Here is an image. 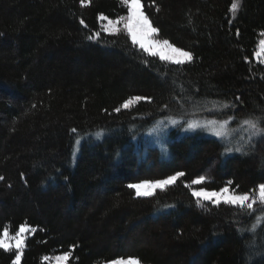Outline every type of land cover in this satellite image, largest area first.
Segmentation results:
<instances>
[{
  "label": "trees",
  "instance_id": "obj_1",
  "mask_svg": "<svg viewBox=\"0 0 264 264\" xmlns=\"http://www.w3.org/2000/svg\"><path fill=\"white\" fill-rule=\"evenodd\" d=\"M141 2L157 38L190 51L191 61H161L123 30L103 32L101 14L127 13L120 0H0V230L34 229L20 264H56L44 257L64 253L68 264L129 256L143 264H264V226L243 231L262 206L251 215L208 201L200 207L185 186L205 175L199 188L218 191L231 180L251 192L264 182V138L226 152V141L180 128L187 118L234 117L235 125L264 115V65L253 55L264 0H240L235 16L232 0ZM131 96L151 102L114 111ZM215 102L230 107L213 109ZM169 116L182 120L160 145L144 137ZM101 130L74 148L77 137ZM176 171L185 176L151 197L128 187ZM14 258V249H0V264Z\"/></svg>",
  "mask_w": 264,
  "mask_h": 264
},
{
  "label": "snow or ice",
  "instance_id": "obj_2",
  "mask_svg": "<svg viewBox=\"0 0 264 264\" xmlns=\"http://www.w3.org/2000/svg\"><path fill=\"white\" fill-rule=\"evenodd\" d=\"M85 0H81L83 4ZM120 3L127 9L126 15H121L116 19H109V17L101 14L99 20L101 23V29L103 32L108 34H118L123 30L127 37L131 40L132 45L138 46L144 53H147L153 57H159L161 61L174 64H184L185 62L191 61L192 53L185 51L182 48L176 47L173 43H170L167 39H158L157 34L159 29L153 27L149 17L143 11V5L141 0H120ZM240 7V0H232L230 11L233 16L236 15ZM106 23H103L105 22ZM83 24L84 21L81 20ZM122 26V29L121 27ZM237 34H239L237 32ZM264 36V32L260 34ZM100 32L97 31L87 37L92 40L94 37L98 38ZM257 61L264 63V39L258 42L257 49L253 53ZM148 100L151 102V98L142 96H131L127 98L120 107L114 109L115 112L119 113L121 109L128 110L133 105L138 104L141 101ZM195 106V104H194ZM167 107V106H165ZM230 105L226 102H215L213 109L223 108L227 109ZM167 125L164 120L157 121L156 125L150 129V132L157 133L166 130L167 126H179L180 121L172 116L165 118ZM234 117H229L227 120H206L200 121L196 119H190L185 121V131L202 129L212 133L214 136L224 140L226 136V129L229 125V120H233ZM249 131L248 141L250 142L255 137L264 138V115L256 116L250 115L245 117L242 121ZM73 132L76 129L72 130ZM235 130H233L234 132ZM97 138L103 135V130L97 132ZM230 142V141H229ZM77 146L80 145V140L76 141ZM226 152H243V147H228L225 144ZM185 176V172L176 171L173 175H169L166 178L159 180H142L139 183L129 184L128 187L135 190L137 197H151L155 194L157 189L166 190L169 186L176 184L180 178ZM4 178L0 176V180ZM205 175H199L195 179H192L190 184H186V187L192 185H203L207 181ZM231 180L227 181L226 185L216 190H208L205 187L199 189H193L191 194L196 198L198 206L203 207V201L211 202L214 205L219 206L220 204L237 207L241 211L247 210V214L251 215L256 211V205H260L261 214L256 216V219L250 228L243 229V231L255 233L258 228L264 226V182L259 183L254 190L251 192L245 191L240 192L233 189ZM165 207H174V205H165ZM34 231L29 225L23 224L19 227L15 233H11L9 227L5 226L0 230V249L4 251H13L15 249V258L12 264H20L21 257L25 248L26 233ZM70 253H64L55 257L56 264H68ZM48 257H44V260H48ZM110 264H141L138 257H119L110 262Z\"/></svg>",
  "mask_w": 264,
  "mask_h": 264
},
{
  "label": "rangeland",
  "instance_id": "obj_3",
  "mask_svg": "<svg viewBox=\"0 0 264 264\" xmlns=\"http://www.w3.org/2000/svg\"><path fill=\"white\" fill-rule=\"evenodd\" d=\"M127 14V13H126ZM125 14V15H126ZM118 18V17H117ZM114 19H116V18H114ZM103 23H106V21L105 22H103ZM121 27V29H122V26H120ZM158 39H160V38H158ZM261 39H264V36H261V38L259 39V41L261 40ZM258 41V42H259ZM257 45H258V43H257ZM257 45H256V49H257ZM186 51V50H185ZM256 58V57H255ZM263 65H264V63H262ZM175 118V117H174ZM176 119H178L179 121L180 120H182V118L181 119H179V118H176ZM161 120H164L165 121V124L167 125V121H166V119H159L158 121H161ZM184 121H187V120H190V119H183ZM196 120H200V121H206V120H217V121H223V120H218V119H211V118H206V119H203V118H200V119H196ZM156 125V123L150 128V129H152L154 126ZM185 123H183L182 125H180V128L182 129V131L183 132H200V133H203V134H207V135H212V136H214L212 133H210V132H208V131H205V130H202V129H196V130H188V131H185L184 129H185ZM169 127H172V126H167V128H169ZM167 128H166V130H167ZM150 129L148 130V131H146L145 132V134H144V137H146L150 142H153V143H156V144H161L162 142H163V140H164V134L166 133V130L165 131H163V132H157V133H153V132H150ZM233 130H235L234 132H233ZM97 132H99V131H96V132H93V133H89V134H86V135H80L79 137H77V139H76V141L77 140H80L81 138H84V137H89V138H91V140H94V139H97V137H96V133ZM226 136H225V138H224V141H226L227 143H228V145H229V147H233V148H235V147H244L245 145H247L248 143H249V141H248V137H249V131H248V129H247V127L245 126V125H243V123H238V124H230L229 123V125H228V128L226 129ZM219 138V137H218ZM255 138H257V137H255ZM76 141H75V143H74V148L76 149L78 146H77V144H76ZM230 141V142H229ZM75 153H76V151H75ZM166 178V177H165ZM163 179V178H162ZM156 180H159V179H156ZM140 182V181H139ZM139 182H135V183H139ZM191 187H193V188H191V191L193 190V189H199V186L198 185H192ZM203 202H206V201H203ZM23 225V224H22ZM21 226V225H20ZM19 229V228H18ZM17 229V230H18ZM31 231H29V232H27L26 233V236L30 233ZM15 233V232H14ZM13 233V234H14ZM15 250V249H14ZM58 255H62V254H54V255H51L50 256V260L52 261V262H54V263H56V261H55V257L56 256H58ZM141 264H143V263H141Z\"/></svg>",
  "mask_w": 264,
  "mask_h": 264
}]
</instances>
